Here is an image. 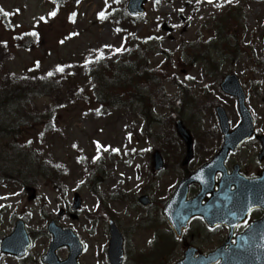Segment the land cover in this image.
<instances>
[{
	"label": "rangeland",
	"instance_id": "1",
	"mask_svg": "<svg viewBox=\"0 0 264 264\" xmlns=\"http://www.w3.org/2000/svg\"><path fill=\"white\" fill-rule=\"evenodd\" d=\"M122 1L127 3V0ZM236 5L243 9L235 21L222 19L223 38L212 33V19L225 15ZM55 6L51 0H0L3 38L8 36L7 22L18 30L29 29L41 38L39 30L47 40L44 46H37L31 52L12 49L13 56L6 59L5 65H0V76L5 75L7 68L22 73L38 58L43 67L59 68L63 63L66 71L74 70L81 53L118 50L124 46L116 25L110 20H99L100 12L108 7V0H80L76 12ZM146 9L137 33H151L158 41L156 48L148 51L146 60L150 69L156 68L158 76L141 86L147 91L145 102L123 97L131 103L130 108H126L113 99L100 102L91 97L89 101L77 100L58 107L52 125L21 124V133L15 139L6 133L3 135L0 128V248L2 239L13 231L18 219L24 220L33 240L26 257L19 259L1 254L0 264H43L40 255L52 239L46 230L50 220L72 228L80 237L85 245L80 264H107L104 251L110 239L108 219L111 217L125 236L126 264H136V261L144 264V254L156 246V234L167 236L158 232L168 226L160 220L159 202L169 194L170 185H176L185 171L199 167L200 159H210L222 143L215 107L225 108L231 128L240 121L237 100L220 89L226 74L234 73L239 77L247 93V104L255 116L256 131L264 132V0H150ZM52 12L56 14L50 15ZM162 23L171 26L173 32L163 31ZM238 25L244 32L238 31ZM213 41L219 43L217 49H211ZM189 42L193 43L195 51ZM205 46L208 57L195 59L197 49ZM47 47L50 51L45 54ZM184 85L197 101H185ZM37 102L55 105L47 98ZM143 110H151L156 121L148 123L141 114ZM177 118H182L195 140V156L187 166L181 165L185 146L183 148L184 142L176 132ZM171 142H176L175 150L164 152L163 146ZM254 143L257 142L234 156L249 174L264 166V161L258 163ZM32 146L50 154L66 173L62 179L28 176L27 164L19 155L29 152ZM155 151H159L166 162L160 172L153 169ZM81 156L95 160L102 156L106 165L100 170L89 169L79 163ZM94 171L95 177L91 174ZM27 185L36 187L35 200L27 199ZM123 191L133 196L113 198ZM76 192L82 197V208L76 212L79 217L72 219ZM144 193L155 201L151 208L137 202L138 195ZM61 209L66 210L64 215L59 214ZM198 224L194 222L190 232L196 233ZM217 235L221 237L225 232L219 230ZM172 238L171 254L166 257L155 254L148 264H168V260L172 263L182 255L183 245ZM197 246L207 251L215 245L208 242ZM161 248L168 252L169 243L164 242ZM68 252L67 247H62L57 255L64 259Z\"/></svg>",
	"mask_w": 264,
	"mask_h": 264
},
{
	"label": "trees",
	"instance_id": "2",
	"mask_svg": "<svg viewBox=\"0 0 264 264\" xmlns=\"http://www.w3.org/2000/svg\"><path fill=\"white\" fill-rule=\"evenodd\" d=\"M51 1L59 9H70L76 7L80 0ZM120 3L121 0L108 1L109 9L103 18L115 23L124 37L125 43L121 50L110 48L81 54L75 69L77 73L73 70L66 71L63 63H60L59 68L43 67L40 65L41 58L25 67L22 73L7 68L5 75L0 76L2 134H11L12 139H15L21 133V124L34 122L45 126L52 125L57 108L77 100L89 101L91 97H95L100 102L113 99L114 102L122 101L128 104L130 100L123 97L139 100L145 97L141 86L152 79L146 60L147 51L154 48L153 43L149 34L145 33L144 37L136 36L138 19L127 16ZM6 25L8 36L3 38L0 32V65H5L6 59L13 56L12 49L19 48L31 52L37 46L42 47L47 41L39 30L37 32L41 38L29 29L18 30L7 22ZM49 51L50 47L45 48V54ZM60 68L63 71H60ZM74 73L77 76H74ZM42 98L49 99L55 105L46 102L39 105L37 101ZM30 149L20 155L23 160H28L30 177L42 175L48 179L63 178L66 173L58 167L50 154H46L45 149L38 146H32Z\"/></svg>",
	"mask_w": 264,
	"mask_h": 264
},
{
	"label": "water",
	"instance_id": "3",
	"mask_svg": "<svg viewBox=\"0 0 264 264\" xmlns=\"http://www.w3.org/2000/svg\"><path fill=\"white\" fill-rule=\"evenodd\" d=\"M146 1L147 0H130V12L132 14H144V3ZM164 28H167L166 25H164ZM168 30H170V28ZM221 86L226 92L239 98L243 119L238 128L230 132L226 113L221 107H218L217 111L220 118V124L225 135L223 147L210 163L200 168L179 184L172 199L164 208V214L178 233L180 227L186 225L187 221L194 216V214L204 215L206 217L213 215L215 217L214 222H210L209 224L225 223L232 226L233 230L236 224L240 220H243L252 207L258 206L264 209V192H262L261 195H255V193L252 192L249 195L244 196L242 191H240V194L231 198L235 200V202L230 201L227 207H225L222 202H209L208 204L205 202L201 204V201L208 192H214V184H212V187H205L203 185V183L208 180L205 176L206 171L211 169V179L214 181L216 172L220 169L223 170V163L228 156L229 151L236 150L237 147L244 140L249 138L254 131V119L245 106V93L238 78L235 75L226 76ZM177 127L179 133L183 136L188 145V154L184 161V163H187L193 156L192 138L183 126L181 120L177 121ZM261 139L263 140L261 156H263L264 136ZM156 158V167L160 168L162 166L161 159L158 155ZM192 182H199L202 186V190L195 200L186 202L187 188ZM254 187L256 186L252 185L251 188L253 189ZM27 191L29 193L28 199H34L36 196V190L34 188H27ZM217 199L221 198L216 196L211 198L212 201ZM141 201L145 205L148 204L146 196H144ZM80 206L81 198L79 194H76L74 198V208L77 209ZM185 212H187V214H184ZM232 216L234 217L233 221L231 220ZM237 217L238 219L236 220ZM208 219L211 220V218ZM110 229L112 234L109 249L110 261L112 264H122L124 257L123 236L113 221H110ZM49 230L53 233L54 239L49 252L42 257L43 261L47 264H79L78 257L83 251V245L73 231L70 229L63 230L54 222L50 223ZM231 237L232 234H230L227 242L223 246H220L214 252L205 257L201 256L199 258H194L195 250L190 249L186 252L185 258L177 264H212L217 261H219V264H264V217L254 222L247 231L238 235L235 244L229 245L228 243L230 242ZM29 244L30 240L25 231L24 223L19 221L14 233L4 239L2 250L4 252L14 253L21 257L26 254ZM63 245H67L70 248V254L66 260L61 261L57 258L55 251Z\"/></svg>",
	"mask_w": 264,
	"mask_h": 264
},
{
	"label": "flooded vegetation",
	"instance_id": "4",
	"mask_svg": "<svg viewBox=\"0 0 264 264\" xmlns=\"http://www.w3.org/2000/svg\"><path fill=\"white\" fill-rule=\"evenodd\" d=\"M253 140L254 139L246 142L241 147V149L245 148L246 145H248L249 142H251ZM254 146L257 148V151L261 150V144L259 142L257 144H254ZM240 150L235 152V153H231L230 154V156H229V158H228V160L226 162L227 168H228V170L231 171L235 166L239 165L240 172H242L243 174H248L245 171V169L243 168V165L240 162H238L239 159L238 160L234 159V156L238 155L237 153H239ZM257 156H258V154H257ZM258 163L261 164L262 161H260V159H259ZM260 172H261V169L256 170V172L253 174V176L258 175ZM193 191L194 192L197 191V186H193ZM259 214H260L259 210H253L252 213L250 214L249 219L247 220V222L245 224H243V225H240L237 228L236 233H239V232L243 231L252 220L258 218ZM195 220H197L199 222V225H198V227L196 229V233H194L195 235L192 234V233L191 234L188 233L189 230L191 229L190 226L188 228L184 229L183 236L180 237V239L182 240V244H184V245L187 244L188 241H187V239L185 237L191 235V237L189 239L193 240L194 244H196V245L197 244L204 245V244H208V242H210L212 245H215V247L218 246L220 238L217 235V233H218V230L220 228H223V227L217 226L215 228H209V227L206 226V224H205L203 219H201V218L193 219V221H195ZM224 239L225 238L223 237V241H224ZM198 250L203 251L201 248H198ZM126 262L127 261L125 260L124 264H126Z\"/></svg>",
	"mask_w": 264,
	"mask_h": 264
},
{
	"label": "snow or ice",
	"instance_id": "5",
	"mask_svg": "<svg viewBox=\"0 0 264 264\" xmlns=\"http://www.w3.org/2000/svg\"><path fill=\"white\" fill-rule=\"evenodd\" d=\"M210 2H211V0H210ZM0 11H3V9H0ZM56 13L55 12H52V13H50V15H55ZM100 15H101V17L103 18L104 17V13L102 12V13H100ZM41 19H43V18H41ZM35 34V33H34ZM118 51H119V49H118ZM60 71H63V69L62 68H60ZM50 75H51V73H50Z\"/></svg>",
	"mask_w": 264,
	"mask_h": 264
}]
</instances>
